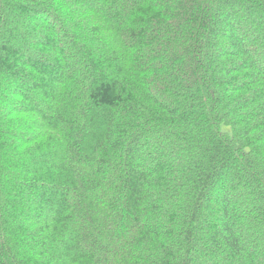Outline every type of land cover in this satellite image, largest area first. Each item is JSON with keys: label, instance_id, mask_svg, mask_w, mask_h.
Listing matches in <instances>:
<instances>
[{"label": "trees", "instance_id": "trees-1", "mask_svg": "<svg viewBox=\"0 0 264 264\" xmlns=\"http://www.w3.org/2000/svg\"><path fill=\"white\" fill-rule=\"evenodd\" d=\"M0 264H264V0H0Z\"/></svg>", "mask_w": 264, "mask_h": 264}]
</instances>
